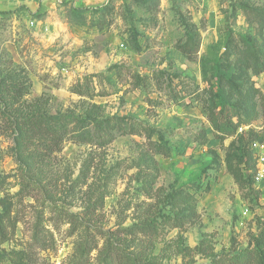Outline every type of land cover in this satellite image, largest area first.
I'll use <instances>...</instances> for the list:
<instances>
[{
  "label": "rangeland",
  "instance_id": "obj_1",
  "mask_svg": "<svg viewBox=\"0 0 264 264\" xmlns=\"http://www.w3.org/2000/svg\"><path fill=\"white\" fill-rule=\"evenodd\" d=\"M256 142L264 0H0V264H262Z\"/></svg>",
  "mask_w": 264,
  "mask_h": 264
},
{
  "label": "trees",
  "instance_id": "obj_2",
  "mask_svg": "<svg viewBox=\"0 0 264 264\" xmlns=\"http://www.w3.org/2000/svg\"><path fill=\"white\" fill-rule=\"evenodd\" d=\"M184 52L191 58V51L188 48H185ZM26 89L27 88H24V92L26 91ZM24 92L22 91V93ZM26 125L29 127L28 131H25ZM20 128L22 130L21 135L25 134L26 136V132L29 133L31 131L32 135H30L31 137L29 136L31 140L34 137L47 138L51 143H49V145L44 146L45 149H47V152L53 151L52 149H54L55 146L56 148H59V144L62 142V135L58 132L52 120H45V122L37 120L21 121ZM47 156L48 155L42 153L39 156V160L41 162H46ZM35 248H41V250H46V247H44L43 245L39 247L38 241H34V243L28 248L27 252L24 254V264H39V257L34 250ZM238 261L239 260H237V262ZM252 262H254L255 264V258L252 255L247 256L245 264H251Z\"/></svg>",
  "mask_w": 264,
  "mask_h": 264
},
{
  "label": "built area",
  "instance_id": "obj_3",
  "mask_svg": "<svg viewBox=\"0 0 264 264\" xmlns=\"http://www.w3.org/2000/svg\"><path fill=\"white\" fill-rule=\"evenodd\" d=\"M254 148L256 149V151L259 153V151L261 150L262 145L258 142L254 143ZM259 162H260V167L262 168V170H260L257 174V180L258 181H262V179L264 178V153L261 152L259 153Z\"/></svg>",
  "mask_w": 264,
  "mask_h": 264
}]
</instances>
